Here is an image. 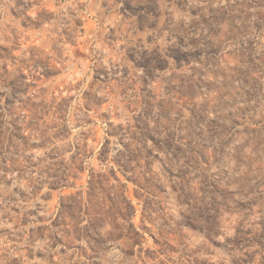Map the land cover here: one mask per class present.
<instances>
[{"label": "rangeland", "instance_id": "1", "mask_svg": "<svg viewBox=\"0 0 264 264\" xmlns=\"http://www.w3.org/2000/svg\"><path fill=\"white\" fill-rule=\"evenodd\" d=\"M0 264H264V0H0Z\"/></svg>", "mask_w": 264, "mask_h": 264}]
</instances>
